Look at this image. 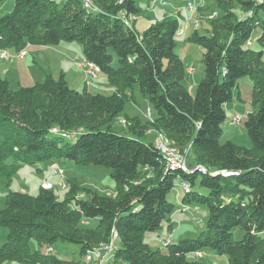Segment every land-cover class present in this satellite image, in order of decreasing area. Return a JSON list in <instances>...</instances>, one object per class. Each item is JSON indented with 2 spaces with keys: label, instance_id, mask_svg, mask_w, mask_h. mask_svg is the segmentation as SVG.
Listing matches in <instances>:
<instances>
[{
  "label": "trees",
  "instance_id": "trees-1",
  "mask_svg": "<svg viewBox=\"0 0 264 264\" xmlns=\"http://www.w3.org/2000/svg\"><path fill=\"white\" fill-rule=\"evenodd\" d=\"M118 1L13 0L0 16V49L75 42L113 89L76 90L62 73L12 89L0 77V178L8 184L22 163L64 157L109 168L115 191L101 194L75 178L65 180L59 197L55 183L52 188L39 183L34 194L10 190L0 209V225L8 229L0 264H82L47 253L59 240L77 244L79 257L103 253L114 264H205L194 255L205 248L225 254L228 264H264V60L261 48L249 47L256 29L264 46V0H234L240 15L233 1L215 0L220 12L208 20L206 33L200 34L198 23L183 34L204 48L203 77L194 94L184 84L187 73L174 50L178 19L162 18L137 32L141 8L134 0ZM242 76L252 79L256 108L244 122L251 148L220 140L225 105ZM135 85L155 112L144 122L138 115L128 118V135L116 130L114 120L134 99ZM149 129L163 132L194 163L213 170L172 169L152 139H143ZM67 134L75 139H65ZM223 171L231 174L222 176ZM176 179L182 203L206 207L205 225L194 238L161 240L163 249L152 248L144 235L165 219L169 228L174 203L167 193ZM182 179L189 182L187 191ZM92 218L96 223H87ZM236 228L243 231L239 239L233 236ZM31 238L45 251H32ZM112 239L115 246L106 253Z\"/></svg>",
  "mask_w": 264,
  "mask_h": 264
},
{
  "label": "rangeland",
  "instance_id": "rangeland-1",
  "mask_svg": "<svg viewBox=\"0 0 264 264\" xmlns=\"http://www.w3.org/2000/svg\"><path fill=\"white\" fill-rule=\"evenodd\" d=\"M134 1L141 8V11H142L140 16L137 15V18H136L137 22H136L135 29L137 32H142L149 25H151L152 22L158 20L154 16V9L166 8L173 0H160V2L159 1L157 2L155 0H134ZM201 1H204L205 4L203 3L202 5H206V6L197 4V3H200ZM230 1L231 2L233 1L232 3L233 10L240 15L241 10L239 6L234 5L235 4L234 0H230ZM178 2H180V4L176 6L177 8L175 7L173 10V13L175 15L173 16L167 15L163 18L175 17L181 23L179 25H183V24L187 25V21L186 23L184 22V16L187 14L186 13L187 8L189 6H192V8L195 9L193 12V16L198 20V23H200L199 25L200 34L206 33L204 28L207 27L208 20L214 16V14L212 13L216 12L219 14L220 12V9L217 7L215 0H185L182 3L181 1H177L175 3H178ZM13 3H14L13 0L1 1L0 2V16L10 11L12 9ZM144 10H147L148 17L151 16L149 18V20L151 19L150 23H147V21L144 19L145 17L144 15L146 14ZM188 31H191V30L187 29V32ZM258 35H259V31L256 29L252 34L251 44L249 47L252 49L261 48L263 52L262 59L264 60V46L261 47L258 44L256 40ZM74 44L78 45L77 43H74ZM33 46H37V45L29 44L28 46L23 48V50L26 53H28L24 61L31 64V61L35 60L43 68H48L49 70L46 69L45 71L48 72L53 78H57L58 74L56 72L57 71V65L55 64L56 61L43 65V61H42L43 57L40 56L39 52L37 53L34 49H32ZM174 50L178 54V56L182 59L185 72L188 67H192V69L193 68L195 69L193 73L194 75L192 76L193 78L191 77L190 79L193 81V87L190 86V83L187 79V77H190V76H188V74H185V78H184L185 86L192 87V89L190 91L188 89V91L191 94H194L195 81L198 82L203 77L202 56L204 53V48L198 43H193V42L188 41L186 38V35H183V36L175 35V49ZM1 51H5L7 53H13V51L8 50V49H0V52ZM48 53L51 55V57H53L52 52H47V54ZM78 53H79V57H78L79 59L77 60H82L81 53L80 52ZM13 60L17 61V59L15 58H13ZM2 61L0 60V64ZM16 63L17 62H15V64ZM115 63H116V57L114 56L113 64ZM6 65L8 66L10 64H6ZM32 66L34 67L33 64ZM2 67L4 66H0V72H1ZM8 67L11 68L10 66ZM70 67L72 68V71H71L72 78L71 79L73 80V83H70L71 88L76 89V90L80 89L81 88L80 85H76V84H77V80H78V83L80 82L79 77L83 76L84 82L87 83L88 85L87 88L90 89V92L109 94L113 91L106 77L103 74L98 73L96 78H90V80L87 81L82 71L74 67L73 64H71ZM37 71H38V68H37ZM23 72L24 70L22 68L18 72H16V74L14 73L12 75L10 84H9L12 89L18 88V84L16 82H18L19 80L22 86H27L28 84H31V81H28L27 79V75L23 74ZM19 74H20V78L18 77ZM0 76H3V77L5 76L8 78L10 74H6V75L2 74ZM93 81H95L98 84L103 83L104 85H107V86H105L102 89L89 86L90 84H93ZM107 87L110 88L109 91L106 89ZM231 92H232V99L230 100V102L227 103V105H225L227 117L222 123L223 133L221 135L220 140L221 141L230 140L238 146H242L245 148H251L252 143H251V140L244 126V122L247 118L248 113L256 110L253 104V99H252V79L251 77L250 76L239 77L236 80L235 85L232 87ZM134 94L136 96L135 102L137 103L138 107L133 106L131 101L127 102L125 104L124 111L120 113L117 116V118L114 120V125L117 126L116 130L120 133L131 135V133H129L127 129L128 124H129V121H127L129 120L128 118L138 115L140 120L144 122L146 120H149L145 116V112L147 108L151 109L152 113L155 112L148 98L146 96L145 97L142 96V94L140 93L138 85L134 86ZM237 113L241 116V121L238 124H233V125L229 124L228 120L230 116L232 114H237ZM81 130L82 129H79L78 131H81ZM151 130L153 132L152 136L145 135L143 137L144 140L148 141V140L153 139L157 131L153 129ZM70 135L67 134V135H64L63 137L69 141H73L76 135L69 137ZM168 140L172 147L174 146L175 148L180 149L177 145L174 144V142L170 138H168ZM183 150H185V148ZM183 155H184V152H183ZM187 155L188 153H186L185 151L184 164L188 165V169H194L196 167V169L198 170L199 167H203V168L207 167L202 162L194 163L193 157H191V153L190 155L188 156ZM56 167H62L64 169L65 180H67V178H75L81 185L92 188L93 190H96L98 193L111 195V196L115 195L114 182L109 177V173H110L109 168L101 166V165H93V164H89V165L74 164L72 161L63 157L61 159H50L47 161L36 162L33 164L22 163V165H20V167L17 169L14 177L8 184L5 182V179L0 178V209L3 208L5 195L10 190L25 191V192L34 194L37 191L38 185L41 182V180L47 179V178H49L50 181L55 183L54 190L57 193V197L62 196L63 190L61 189V187L60 188L58 187L59 177L57 175L51 174L52 169ZM178 182H179L178 179H176V182H175L176 185L174 186L172 190H170L167 193V198L171 202L174 203L173 212L169 216V223H170L169 224L170 226L168 228L169 230L167 229L168 220L165 219L162 222L161 228H159L158 230L154 232H146L144 235V238H143L144 241L148 242L152 248L159 247L163 249L164 247L161 245V240H168L171 243H173L182 238H194L198 235L200 230H202L205 225L206 216H207L206 207L204 205L197 206L195 204L182 203L181 198L184 195V193L182 189L179 187V185L177 184ZM199 190H202V189H199ZM80 194L82 193H79V195ZM81 196L82 195H80L79 197ZM82 197H84V195ZM182 204H185L188 206L185 211L181 210ZM87 223L95 224L96 220L92 218V219H89ZM7 232H8V229L0 225V244L5 241ZM242 233H243L242 229L236 228L233 231V236L235 239H239ZM51 246L53 248L52 252L56 256L62 259H66V260L80 259L82 264H114L112 263L111 257L108 256L107 254L103 255V253H101V256H98L97 254H93L90 256L89 259H87L86 257H82V256L79 257V247L77 244H74V243L63 242L59 240L53 243ZM29 247L32 251H35L36 249H39L43 252L45 251V246L44 247L39 246L34 238H31L29 240ZM190 256L194 257V255H190ZM197 259H199L201 262L205 264H228L227 256L225 254H218L209 248L203 249L202 256Z\"/></svg>",
  "mask_w": 264,
  "mask_h": 264
},
{
  "label": "crops",
  "instance_id": "crops-1",
  "mask_svg": "<svg viewBox=\"0 0 264 264\" xmlns=\"http://www.w3.org/2000/svg\"><path fill=\"white\" fill-rule=\"evenodd\" d=\"M177 1H181V3H182L185 0H173L168 5V7H166V8L154 9V16L156 17V19H158V20L159 19H162L163 17H165L167 15H170V16L175 15L173 13V10H174V8L176 6H178L180 4V2L175 3ZM203 3H204V1H201L200 3H197V4L202 5ZM141 12L142 11H140L138 13L139 16H140ZM144 12H146V14L144 15L145 16L144 19L147 21V23H150L151 22V19L149 20V18L151 16L148 17L147 10H144ZM136 22H137V19L134 22V26L135 27H136ZM74 43L73 42H68V43H63L62 42V43H60L58 45H37V46H33L32 47V49H34L37 53L39 52L40 53V56L43 57V60H42L43 61V65L44 64H49L50 62H53V61H56L55 64L57 65V71H56L57 74L59 75L60 73H62L64 75L66 81L68 82L69 86H70V83H73V80L71 79L72 78V73H71L72 68L70 66H71V64H73V66L76 67L74 62L77 59H79L78 58L79 57V53L78 52H80L81 55H82L81 46L79 44L76 45ZM47 52H52L53 53V57H51V55L49 53L47 54ZM27 54L28 53L25 54L24 58H21V59L20 58H15V59H17V61L11 59L9 61H4L3 62L0 59L3 62V63L1 62L0 66H4V67L1 68V72H0L1 74L0 75H2V74L3 75L10 74V76L8 78L5 77V76L4 77L3 76H0V77L7 79L8 82H9V84H10V80H11L12 75L14 73L16 74V72H18L20 69L23 68V70H24L23 74L27 75L28 81H31V84H33L34 82L43 80L46 75H50L48 72L45 71L46 69L47 70H49V69L48 68H43L35 60L31 61V64H29L28 62H25L24 60H25V57H26ZM82 58H83V55H82ZM15 62H17V63L15 64ZM6 64H10L8 66H10L11 68H9ZM32 64L34 65V67L32 66ZM26 68L28 69V71H27ZM37 68H38V71H37ZM190 68L191 67H188L187 68L188 70L186 69V73L188 74V76H190V77H187V79H188V81L190 83V86L193 87V81L190 80V79L194 75L193 73H194V70L195 69L194 68L193 69L191 68L192 70H189ZM77 69H79V68H77ZM18 77L20 78V74L18 75ZM79 81L80 82L78 83V80H77V84L76 85H80V87H81L80 89L85 88L88 91H90V89L87 88L88 87L87 83L84 82L83 76H80L79 77ZM16 83L18 84V87L19 86H22V84H20V80L18 82H16ZM196 83H197V81H195V83H194V86L195 87H196ZM31 84H28V85H31ZM89 86H93L94 88L102 89V88H104L107 85H104L103 83H99L98 84L95 81H93V84H90ZM110 87L112 89V86H110ZM192 87H189L188 86L187 88L190 91L192 89ZM106 89L109 91L110 88L107 87ZM135 101H136V96L134 94V99L131 101V103H132L133 106L138 107V105H137V103ZM152 134H153V132H152L151 129H149L146 132V136L147 135H151L152 136Z\"/></svg>",
  "mask_w": 264,
  "mask_h": 264
},
{
  "label": "built area",
  "instance_id": "built-area-1",
  "mask_svg": "<svg viewBox=\"0 0 264 264\" xmlns=\"http://www.w3.org/2000/svg\"><path fill=\"white\" fill-rule=\"evenodd\" d=\"M121 1L122 0H119L118 3H120ZM155 1H157V2L159 1L160 2V0H155ZM186 13L188 14L187 25H179L178 26V29H177V34L178 35H183V34L186 33L187 29L193 28V26H196L194 16H191V11H187ZM212 14L216 15V12H214ZM120 15H124L125 16L124 13H120ZM129 22L132 23L131 21H129ZM25 53L26 52H24L23 49L19 50L17 52L13 51V53H8L7 55H1L0 59L3 60V61H9V60H11L13 58H20L21 59V58H23L25 56ZM74 63H75V66L77 68H79L82 71V73L85 75L87 81L90 80L92 75H97L100 72L99 67L96 64H94L93 62H91V61H89L87 59L82 58V60H76ZM145 116L149 120H152L151 109L147 108V110L145 112ZM240 121H241V116L239 114H232L230 116L229 120H228V123L233 125V124H238ZM152 143H153L154 147L157 150L163 151L162 148H160L159 144L156 143V141L154 139H152ZM183 152H185V151L181 150V149H174V156H169L170 163L171 162L184 163V161H183ZM184 165L188 167L187 164H184ZM51 174L52 175H57L59 177V180L60 179H65V172H64V169L62 167H56V168L52 169ZM182 180L184 182L189 183L185 179H182ZM47 182H50L49 178L41 180L40 186L42 188H44V184L47 183ZM184 206H187V205H184ZM114 246H115L114 240L112 239V243L109 246H107V252H108V248H114ZM46 249H47V253H51L53 251V248L51 246L46 247ZM93 249H95V248H93ZM194 255L199 258V257L202 256V252L201 251H197V252L194 253Z\"/></svg>",
  "mask_w": 264,
  "mask_h": 264
},
{
  "label": "bare ground",
  "instance_id": "bare-ground-1",
  "mask_svg": "<svg viewBox=\"0 0 264 264\" xmlns=\"http://www.w3.org/2000/svg\"><path fill=\"white\" fill-rule=\"evenodd\" d=\"M85 2H87V0H85ZM187 11H191V16H192V13L194 12V9L192 8V6H189L188 8H187ZM136 16V15H135ZM186 16V15H185ZM134 17V16H133ZM132 17V18H133ZM129 18V17H128ZM131 18V17H130ZM195 19V23H196V26H193V29H196L197 27H198V20L196 19V18H194ZM124 21H125V19H124ZM131 21V20H130ZM184 21H188V16H186L185 17V20ZM25 52V51H24ZM8 53L7 52H5V51H1L0 52V56L1 55H7ZM26 54V53H25ZM189 70H192L191 68L189 69ZM98 75V74H97ZM97 75H92V77L91 78H96V76ZM155 141H156V143H158L159 144V146H160V148H162V150L163 151H160V150H158L159 151V153L164 157V159L166 160V162L168 163V165L172 168V169H182V170H184V171H194V170H197L196 169V167L194 168V169H188V167H186L185 165H184V163H179V162H171L170 163V159H169V156H174V149H177V148H175L174 146L172 147L171 145H170V142H169V140H168V138H167V136L163 133V132H161V131H158L156 134H155V136H154V138H153ZM185 151V150H184ZM184 156H185V152H184V155H183V161H184ZM186 158V157H185ZM201 166V165H200ZM198 170H201V171H204L205 170V168H203V167H199L198 168ZM230 173L231 172H229V171H223L221 174H222V176H228V175H230ZM188 184V183H187ZM187 184L185 183V182H181L180 183V185H181V187L185 190V191H187ZM52 186H53V184L51 183V182H47V183H45L44 184V187L45 188H52ZM60 187H61V189H65L67 186H66V181H65V179H60ZM184 209V208H183ZM185 209H187V207H185ZM112 242V241H111ZM107 248V247H106ZM105 248V249H106ZM104 249V248H103ZM111 249H113V248H111ZM107 250V249H106ZM108 250H110L109 248H108ZM106 253H108V252H106ZM96 254V253H95ZM90 256H91V254H88L87 256H86V258L87 259H89L90 258Z\"/></svg>",
  "mask_w": 264,
  "mask_h": 264
}]
</instances>
